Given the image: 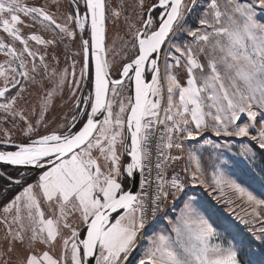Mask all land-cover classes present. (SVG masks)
<instances>
[{
    "label": "snow or ice",
    "instance_id": "snow-or-ice-1",
    "mask_svg": "<svg viewBox=\"0 0 264 264\" xmlns=\"http://www.w3.org/2000/svg\"><path fill=\"white\" fill-rule=\"evenodd\" d=\"M70 5L60 23L47 3L0 0V33L6 34L0 35L6 57L0 62V111L5 114L0 119L11 117L21 135L17 142L9 130H0V145H12L0 150V162L39 171L33 183L27 182V170L17 178L0 172L10 182L0 196L7 197L11 184L21 189L0 212V264H127L143 239L146 246L135 264H264V198L219 168L212 185L221 197L227 187L244 202L247 212L236 219L247 235L227 219L214 223L193 207L191 196L176 219H168L171 234L155 227L167 219L169 196L185 194L178 174L166 179L163 173L168 161L182 158L171 150L183 153L186 139L220 148L204 133L250 136L264 151V0H225L223 5L220 0H135L134 15H124L122 3L110 7L107 0H70ZM198 8V22L190 25L188 17ZM21 14L61 42L75 40L79 30L78 51L68 57L71 81L67 68L49 71L45 54L30 47L29 41L48 46L56 40L25 36L21 25L31 24ZM121 16L130 40L119 34L113 38V46L121 40L128 49L116 65L107 58L113 47L107 44V25ZM178 34L191 39L177 43ZM16 42L22 47L17 49ZM114 69L119 79L113 78ZM66 83L75 101L70 118L65 114L62 122L49 121L53 98ZM82 84L90 90L77 96ZM36 86L43 91L32 103L25 94ZM53 123L56 127L47 131ZM154 137L156 182L148 191L151 182L144 172L153 170ZM249 153L256 155L242 145L241 155ZM188 155L195 162L192 180L208 187L199 157L194 151ZM137 171L141 190L133 194L124 180ZM232 203L227 200L229 211ZM257 221L259 229L249 227ZM253 245L260 249L259 260L253 258Z\"/></svg>",
    "mask_w": 264,
    "mask_h": 264
},
{
    "label": "rangeland",
    "instance_id": "rangeland-1",
    "mask_svg": "<svg viewBox=\"0 0 264 264\" xmlns=\"http://www.w3.org/2000/svg\"><path fill=\"white\" fill-rule=\"evenodd\" d=\"M148 1V0H146ZM24 3H26L28 6H40L44 4L49 5V11L55 14V16L58 19V22L64 23V15H66L68 12L71 11L70 6L67 4L66 0H56V2H53V0H23ZM110 7H116L117 5L123 4V12L124 15H129L130 13L134 15L135 11V0H107ZM198 4L203 3L204 0H197ZM221 4L223 5L225 3V0H220ZM240 2H245V0H240ZM199 11H202L201 8L197 9L196 13H193L188 17V23L190 25L195 26L198 22V15L197 13ZM259 15V13H258ZM22 19L25 21V24H31V27H25L21 25V30L24 33L25 36H28L31 33H36L41 35L44 39L48 40L49 36H51V39H55L56 43L54 45H37L34 41H29L30 47L37 49L40 54H45L46 62L50 65L49 71L55 69L56 71H62L65 68L68 69V76L67 80H72L71 75V59L68 57H71L73 53L78 51L79 48V38L76 37L75 40L65 39L63 42H61L52 31H46L44 30L38 23H34L30 20V18L24 17L21 14ZM123 36L124 40H130V36L127 34V27L124 22V16H121L118 20L115 21V23L112 22V20H109V23L107 25V44L109 46H113V38L117 35ZM0 35H6L3 33H0ZM190 40V37H186L183 35L177 36L176 42L177 43H183L185 40ZM67 46V48H66ZM17 49L21 48L22 45L19 44V42H16ZM130 48V45H129ZM128 51V49L123 48V41L116 40L115 45L112 47V50L109 51L107 54V58L109 61L114 62V64L118 65L120 64L121 59L124 56V52ZM113 52H119L118 55H113ZM130 54V52H129ZM53 56L58 57L57 60H53ZM6 59L3 52H0V62H3ZM29 61H31L33 58L27 57ZM126 61V60H125ZM36 62H39V56L36 57ZM161 66V75L164 74V63L163 59H161L160 62ZM77 76L79 75V67H77ZM181 71V70H178ZM113 74L117 75L115 73V69L113 70ZM41 75H43V70L41 69ZM181 78L186 79V75L181 71ZM37 79H40V76H37ZM127 81H125V85L127 86ZM0 86H2V83H0ZM45 88H50L52 85L45 80L44 81ZM89 88L85 86L84 84L81 85V91L77 92L76 95H87L89 92ZM43 89L39 88V86L36 87H29L28 92L25 94L26 98L30 99L32 103L37 102L38 94L41 93ZM127 93H125L126 95ZM111 95V94H110ZM0 102H3L2 99H0ZM74 98L71 95V90L69 84H65L63 86L62 91L57 92V94L53 98V103L50 106V111L48 113V120L52 121L54 118L57 123L62 122L61 118L65 116V114H70L72 112V109L74 107ZM80 107H86L85 105L81 104ZM5 114L0 111V118H2ZM103 118V117H102ZM101 118V119H102ZM56 127V124L53 123L49 126L47 129L50 131L52 128ZM7 129L9 130L15 137L16 141H19L21 139L19 127L14 128L13 127V120L11 117L8 118V120L0 119V130ZM41 134H45V128L41 126L39 129ZM204 135H207V138L211 139H218L217 136H215L214 133L211 131H207L204 133ZM251 135H255V131L251 133ZM222 136V135H221ZM220 136V137H221ZM0 137H2V132H0ZM223 147L224 154H228V158L226 162L224 163V175L236 180L238 183L242 184L243 186L247 187L250 191H253L255 195H257L259 198H264V151L260 150L258 147V144L256 141L251 140V137H223ZM227 145V147H225ZM242 145H247L252 149V152L256 155L253 157L251 153H249L248 157H245L241 155L242 152ZM0 148L6 149L9 148L7 146L0 145ZM219 150V149H218ZM212 151L206 152V161L209 164H215V161L218 156H213ZM177 165H180V160L177 161ZM195 170V163L192 167ZM7 170V169H5ZM27 170V169H26ZM176 169L169 174H164V177H168L173 172H179L182 177V182L185 184V193L187 194V198L189 196L200 199L201 196H204L203 200V206H195L196 201L193 202V207L196 208L199 211L205 212L206 215H210L211 219L214 223H218L221 219H227L231 221L233 224L237 225L239 230L244 232L245 235H247V230L245 229L244 225L240 224L239 221L236 219V214L245 215L247 212V208L244 204V202L239 198L238 196L233 195V192L231 189L225 187L224 189V195L221 197L220 191L212 185V176L213 173L209 174V177L206 180V183L208 184V187H205L204 184L199 183V180L193 181L192 180V172H185L183 173L182 170ZM10 172L13 170L10 169ZM22 171H25L22 169ZM28 173L36 175L33 178H29L27 180L28 183H33L35 178L38 176L39 171H36L35 173H31L32 171L27 170ZM191 171V170H190ZM0 172H3L2 170ZM32 175V176H33ZM30 180V181H29ZM129 184V179L124 180V188L126 189ZM140 183H139V190L140 192ZM205 191V192H204ZM201 194V195H200ZM14 196V195H13ZM184 194L179 195L175 198H169V200L165 203V212L167 213V219H164L160 221L155 227L156 229H165L169 234H171V226L168 224V219L175 220L176 217L180 214V210L178 211V201H181ZM12 197V196H11ZM3 201L7 203L9 199ZM171 197V196H169ZM232 199V210L229 211V206L227 204V200ZM183 207V206H182ZM206 209H211L212 211L209 213L205 211ZM202 211V212H203ZM2 212V211H0ZM163 215V214H161ZM171 217V218H170ZM261 223L257 221L253 225H249V227H255L259 229L261 227ZM227 239V237H226ZM141 246L138 247L130 256V258L127 261V264H135L136 260L139 258L142 248L146 246V239H143L140 242ZM59 250V244L57 245V251ZM252 251L256 253V256L253 257L256 260L260 259V249L256 248L255 245L252 247ZM242 259H248V257H243Z\"/></svg>",
    "mask_w": 264,
    "mask_h": 264
},
{
    "label": "crops",
    "instance_id": "crops-1",
    "mask_svg": "<svg viewBox=\"0 0 264 264\" xmlns=\"http://www.w3.org/2000/svg\"><path fill=\"white\" fill-rule=\"evenodd\" d=\"M204 136H205V138H207V135H204ZM223 137H225V136L222 135L221 137H218V139H213L217 144L221 145L220 148H212L210 146L203 145V141L200 140L199 138H196L194 140L193 139H186L183 142L184 148H185L183 153H180L179 150H176V149L171 150L172 155H181L182 158L180 159V165H177V161H168L166 163L163 175L169 174L170 172H172L176 169L182 170L183 173L188 172V171L189 172L194 171V169L192 167L194 166L195 162L189 158V155H188L189 151H194L196 153V155L199 157L202 178L205 181L209 177V174L213 173L217 168H219L223 172L224 171V163L226 162V160L228 158V154L225 155L224 150H223V149H225L223 147V144L225 143V142H223ZM207 151H212V153H210V154H212L213 156H218V155L220 156L216 159L215 164H209L206 161L205 155H206ZM185 169H188V171H186ZM201 173H198V176L201 175ZM169 198L171 199L172 196ZM169 198H168V200H169ZM196 198H193V202L196 201L195 206L199 205L202 207L204 196H201L200 199H196ZM186 199H187V194L185 193L184 196L182 197L181 201H178V203L180 204V205H178V211L182 208L183 203ZM202 211H203V209H202Z\"/></svg>",
    "mask_w": 264,
    "mask_h": 264
},
{
    "label": "flooded vegetation",
    "instance_id": "flooded-vegetation-1",
    "mask_svg": "<svg viewBox=\"0 0 264 264\" xmlns=\"http://www.w3.org/2000/svg\"><path fill=\"white\" fill-rule=\"evenodd\" d=\"M66 2H67V4L70 6V9L72 10V7H71V5H70V0H66ZM146 2H148V3H150L151 2V0H148V1H146ZM77 31V37L79 38V30H76ZM48 38H52L51 36H49ZM125 62H127V61H125ZM113 77H119L118 75H114L113 74ZM150 78V75H148L147 76V79H149ZM89 88V87H88ZM48 131V130H47ZM18 142V141H17ZM3 146H7V147H9V148H12V146L11 145H3ZM0 149H2V148H0ZM6 149H8V148H6ZM5 169H7V170H5ZM10 169H12L13 171L12 172H10L9 170ZM22 169H24V170H30V171H32L31 173H35L36 171H38V170H35L34 168H32V167H26V166H11V165H4V164H1L0 163V171L2 170L4 173H6V174H11L14 178H17V174L19 173V172H22ZM33 174H30V172H29V178L31 179V178H33L34 176H36V175H33ZM39 175V174H38ZM28 178V179H29ZM30 181V180H29ZM6 183H10V182H7L6 181V178H0V193H3L4 192V188H5V184ZM21 189H20V187H18V186H16V185H14V184H11V190L7 193V197L5 198V197H3V196H0V211H2V208H3V204H5V202H3V201H5V200H7L9 197H11V196H13V195H15L17 192H19Z\"/></svg>",
    "mask_w": 264,
    "mask_h": 264
},
{
    "label": "built area",
    "instance_id": "built-area-1",
    "mask_svg": "<svg viewBox=\"0 0 264 264\" xmlns=\"http://www.w3.org/2000/svg\"><path fill=\"white\" fill-rule=\"evenodd\" d=\"M157 135H159V133H157ZM155 137L153 138V144H152V150H153V156H152V172H151V175H149V172L147 171V169L145 170L144 172V176L147 177L150 182H151V186H149L147 188L148 191H152L154 189V186H155V182H156V170H155V163H156V156H155ZM173 174H178L180 177H181V174H179V172H173L171 173L168 177H166V179H170L171 176ZM181 180H182V177H181Z\"/></svg>",
    "mask_w": 264,
    "mask_h": 264
},
{
    "label": "water",
    "instance_id": "water-1",
    "mask_svg": "<svg viewBox=\"0 0 264 264\" xmlns=\"http://www.w3.org/2000/svg\"><path fill=\"white\" fill-rule=\"evenodd\" d=\"M114 79H119V77H113ZM151 79V77L149 78V80ZM88 110H90V107L88 108ZM102 117H100L101 119ZM7 145H11V144H7ZM12 146V145H11ZM12 148H8V149H0V150H11ZM1 164H4L3 162H0ZM7 165V164H4ZM12 166V165H11ZM26 167H32V166H26ZM139 177H140V173L139 171H137L136 176L132 177L129 179V184L127 186V188L125 189L126 191H132L133 194L138 193L139 190ZM92 264H95V261L92 260Z\"/></svg>",
    "mask_w": 264,
    "mask_h": 264
}]
</instances>
